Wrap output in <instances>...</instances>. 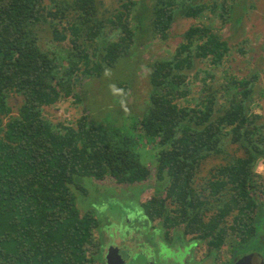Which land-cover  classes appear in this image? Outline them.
Returning <instances> with one entry per match:
<instances>
[{"label": "trees", "instance_id": "obj_1", "mask_svg": "<svg viewBox=\"0 0 264 264\" xmlns=\"http://www.w3.org/2000/svg\"><path fill=\"white\" fill-rule=\"evenodd\" d=\"M50 1L0 0V264H105L90 198L94 190L110 199L108 180L155 182L142 223L181 227L190 242L180 258L205 242L202 262L218 261L225 248L230 259L221 264H232L258 239L264 258V179L255 171L264 118L253 110L264 91L257 74L221 80L211 72L230 50L218 24L237 26L248 0H117L104 12L97 0ZM202 16L206 23L190 26L172 55L148 65V100L130 127L110 111L72 126L45 115L62 98L82 104L81 81L149 39L167 40L176 18ZM206 58L211 70L198 67ZM189 78L202 81L192 107L178 103L188 101Z\"/></svg>", "mask_w": 264, "mask_h": 264}, {"label": "rangeland", "instance_id": "obj_2", "mask_svg": "<svg viewBox=\"0 0 264 264\" xmlns=\"http://www.w3.org/2000/svg\"><path fill=\"white\" fill-rule=\"evenodd\" d=\"M50 2V0H45L46 4ZM97 2H102L103 4V6L99 7L101 12L106 11V9L107 11H111L118 6L117 0H97ZM246 4L250 6L245 8L247 12L243 14V18L237 25L238 27H233L231 23L222 27L218 24L219 35L228 41L230 50L223 67L214 69L211 72L216 73L217 77L221 78V80L222 77L224 79L225 73L237 78L257 74L256 88L257 90L264 91V0H248ZM205 23L206 16L195 19L176 18L171 26L167 40L149 39L140 48L134 47L129 57L121 59L115 67L104 70L100 77L81 81L79 91L83 99L82 104H77L71 97L62 98L53 106L47 107L45 109V115L53 123L72 126L78 118L84 115H90L98 119L106 115L105 111H110L112 119L117 125L130 127L132 118L138 117L136 115L142 113L143 106L148 100V94L150 93L147 77L148 65L154 60L172 55L177 46L182 42V35L190 26ZM244 41L243 48L247 52L243 56L240 54L238 48L242 46L241 43ZM211 66L208 58L198 63V67L202 70H211ZM188 81L193 84L186 98L188 101L184 102L180 99L178 103L192 107L195 102L194 98L198 95L197 93L202 87V81L201 78H198L197 81H192L189 78ZM119 83L125 90L119 87ZM123 83L128 86L122 85ZM10 103L15 113L18 99L12 98ZM253 110L264 118V97L257 98ZM148 158L147 155H143L142 161L144 164L149 162ZM215 162L216 160L208 161L203 164L202 168L207 170L209 165ZM255 171L264 179V161H258ZM101 184L109 187L111 198L108 199L101 192L96 193L92 190L90 207L94 210L96 209L95 216L99 220L102 236L101 242L103 243L104 250L110 244H116L118 247L125 244L129 248H136L135 251H132L131 255L123 259L124 264H150L149 257L151 255L153 257L151 264H161L157 260V255H161L163 263L171 258V250L168 251V248L163 246V244H166L165 240H163L165 227L160 225L161 221L157 220L151 223V225L150 223L147 224L149 228H145L142 223L144 218L142 217L143 210L140 209V205L149 199L150 196L155 195L156 192L153 188L155 182L144 185L120 186L108 180ZM106 193H108V190H106ZM95 195L100 197L97 198ZM262 200L264 201V197ZM79 203L83 207L87 205L84 202ZM109 225L111 227L107 228L106 226ZM156 226L161 232V237L157 235V232H154L153 235L156 236L152 244V237L150 236L152 233L150 229L154 230L153 227ZM168 230L170 233L171 229ZM147 231H150V233L146 234ZM260 233L264 234L263 232ZM173 236L174 238L178 237L184 240L181 227H175ZM189 238L187 237L185 240ZM161 242L163 243L160 245ZM262 243L264 244V242ZM257 247H260L259 239L256 244H251L243 253L257 252ZM191 250L192 260L194 259L197 263L200 262L201 264H221L227 261V259H230V254L223 248L218 253V261L211 257L202 262L207 251L205 242L195 244L193 249L191 246L185 252L184 257L182 255V259L186 255L189 256ZM147 254L148 256H146ZM114 264H117V261Z\"/></svg>", "mask_w": 264, "mask_h": 264}, {"label": "flooded vegetation", "instance_id": "obj_3", "mask_svg": "<svg viewBox=\"0 0 264 264\" xmlns=\"http://www.w3.org/2000/svg\"><path fill=\"white\" fill-rule=\"evenodd\" d=\"M158 226V225H157ZM157 226L156 227H154V230L153 229H151V233H152V235H150L151 237H152V244L154 243V237L156 236H154L153 234H154V232H157V235L159 236V237H161V232L157 229ZM174 229H175V227L173 228V229H171V232L169 233V231H167L168 229H165V232H168V235H166L165 234V232H164V237H163V240H165V242H166V244H163V246H165V248L167 247L168 249V251H170V253H171V258H169V259H167L164 263H163V260H161V255H157V260L158 261H160L161 262V264H182L183 262H185V264H196L197 263V261L196 260H187V258L186 259H182V258H180L181 257V253H184V251H185V247L187 246V244L190 242V241H188V240H185L186 238H184V240H182V239H180V238H178V237H175L174 238ZM147 239V238H146ZM158 240H160V239H158ZM163 242H161L160 243V245L162 244ZM159 245V246H160ZM109 246V245H108ZM108 246H107V248L105 249V250H103V252H102V255H103V259H104V262H105V264H106V257H107V249H108ZM128 246V245H127ZM195 246V245H194ZM193 246V247H194ZM120 247V246H119ZM131 249V251H135V249L134 248H130ZM157 253H158V251H157ZM144 254V253H143ZM127 256V252L126 251H122V252H119L118 250H112V252H111V255H110V257L112 258V260H110V264H114L115 263V261H118L117 259H119V261H118V263L117 264H124V261H123V259L125 258ZM190 257H191V259H192V250H191V253H190ZM150 258V264L152 263V255L149 257ZM148 258V259H149ZM240 258V257H239ZM239 258H237V259H239ZM147 259V260H148ZM154 259H155V257H154ZM163 259V258H162ZM236 259V260H237ZM235 260V261H236ZM234 261V262H235ZM233 262V263H234ZM199 264H201L200 262H198ZM232 263V264H233Z\"/></svg>", "mask_w": 264, "mask_h": 264}, {"label": "water", "instance_id": "obj_4", "mask_svg": "<svg viewBox=\"0 0 264 264\" xmlns=\"http://www.w3.org/2000/svg\"><path fill=\"white\" fill-rule=\"evenodd\" d=\"M107 257H106V264H110V260L112 258L110 257L112 250H118L119 252H122L123 250L127 252V256L132 254L131 249L127 245H122L121 247H118L116 244H110L107 249ZM149 254V253H148ZM148 254L146 256H148ZM119 261V259H117ZM117 261V263H118ZM116 262V261H115ZM233 264H264V258L259 252H252L243 255L239 259H237Z\"/></svg>", "mask_w": 264, "mask_h": 264}]
</instances>
